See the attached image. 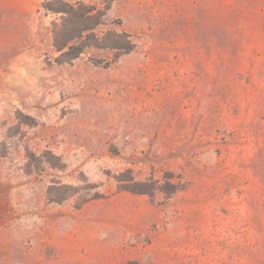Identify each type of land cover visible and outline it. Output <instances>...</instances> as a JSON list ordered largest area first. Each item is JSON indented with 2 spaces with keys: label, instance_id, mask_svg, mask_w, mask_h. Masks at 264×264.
Listing matches in <instances>:
<instances>
[{
  "label": "rangeland",
  "instance_id": "rangeland-1",
  "mask_svg": "<svg viewBox=\"0 0 264 264\" xmlns=\"http://www.w3.org/2000/svg\"><path fill=\"white\" fill-rule=\"evenodd\" d=\"M44 1L0 0V264H264V0H116L135 50L63 65Z\"/></svg>",
  "mask_w": 264,
  "mask_h": 264
},
{
  "label": "trees",
  "instance_id": "trees-1",
  "mask_svg": "<svg viewBox=\"0 0 264 264\" xmlns=\"http://www.w3.org/2000/svg\"><path fill=\"white\" fill-rule=\"evenodd\" d=\"M116 0H105L103 8L83 2L77 4L66 0H49L42 3L47 15H61L59 22L52 23L53 47L59 54L56 62L60 65L71 64L78 60L89 48L113 49L119 54L133 52L136 45L126 33L108 32L103 36L97 34V28ZM31 157H34L31 155ZM124 190L138 194H149L147 184L133 183ZM128 264H142L129 261Z\"/></svg>",
  "mask_w": 264,
  "mask_h": 264
},
{
  "label": "crops",
  "instance_id": "crops-1",
  "mask_svg": "<svg viewBox=\"0 0 264 264\" xmlns=\"http://www.w3.org/2000/svg\"><path fill=\"white\" fill-rule=\"evenodd\" d=\"M30 0H24V6H27L29 4Z\"/></svg>",
  "mask_w": 264,
  "mask_h": 264
}]
</instances>
